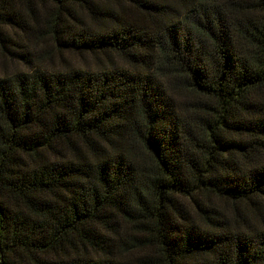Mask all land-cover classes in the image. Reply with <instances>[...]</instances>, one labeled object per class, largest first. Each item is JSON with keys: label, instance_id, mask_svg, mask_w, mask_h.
<instances>
[{"label": "trees", "instance_id": "1", "mask_svg": "<svg viewBox=\"0 0 264 264\" xmlns=\"http://www.w3.org/2000/svg\"><path fill=\"white\" fill-rule=\"evenodd\" d=\"M0 264H264V0H0Z\"/></svg>", "mask_w": 264, "mask_h": 264}]
</instances>
